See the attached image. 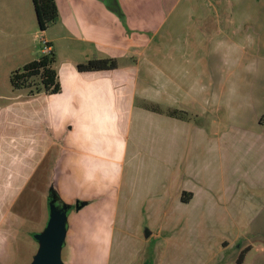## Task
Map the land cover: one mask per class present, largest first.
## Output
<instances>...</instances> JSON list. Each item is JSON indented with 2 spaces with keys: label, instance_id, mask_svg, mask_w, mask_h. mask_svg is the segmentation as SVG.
I'll return each instance as SVG.
<instances>
[{
  "label": "crops",
  "instance_id": "crops-1",
  "mask_svg": "<svg viewBox=\"0 0 264 264\" xmlns=\"http://www.w3.org/2000/svg\"><path fill=\"white\" fill-rule=\"evenodd\" d=\"M54 2L58 18L42 35L60 90L30 95L9 77L41 56L32 0H0V264L31 261L52 199L69 209L63 264H138L158 217L176 218L174 227L244 217L249 231L239 235L255 241L236 247L234 264H264L262 215L249 217L264 212V75L235 122L149 98L152 73L206 70L207 37L234 23L243 21L264 56V0H115L122 17L100 0ZM91 59L116 66L78 71ZM168 232L158 236V264H205L198 231Z\"/></svg>",
  "mask_w": 264,
  "mask_h": 264
},
{
  "label": "clouds",
  "instance_id": "clouds-1",
  "mask_svg": "<svg viewBox=\"0 0 264 264\" xmlns=\"http://www.w3.org/2000/svg\"><path fill=\"white\" fill-rule=\"evenodd\" d=\"M256 47V37L244 29L243 21L229 32L213 33L207 37V69L185 67L172 75L157 70L151 74L149 98L187 104L200 115L221 114L225 121L235 122L252 106L251 81L264 75V56L254 54Z\"/></svg>",
  "mask_w": 264,
  "mask_h": 264
},
{
  "label": "rangeland",
  "instance_id": "rangeland-1",
  "mask_svg": "<svg viewBox=\"0 0 264 264\" xmlns=\"http://www.w3.org/2000/svg\"><path fill=\"white\" fill-rule=\"evenodd\" d=\"M39 35V34H38ZM45 38V37H44ZM37 39V48L38 50L41 49V44L39 41V36ZM35 39V40H36ZM47 40V38H45ZM0 94H4V89L0 92ZM264 124V122H263ZM264 128V125H263ZM10 161H14L16 155L15 154H9ZM160 205V204H159ZM167 205H170L167 203ZM262 215V219L259 223H257L255 226H258L259 229H262L264 231V212L260 213L257 212H251L250 216L252 219H256L258 215ZM169 221V224H166V221ZM176 218L173 219V217H158L155 219H151L153 222L151 224L152 230L154 231L153 235L157 238L148 239L146 243V249L144 256H141L139 259L138 264H158L163 256L164 247L161 243L160 239H164L168 236H170V232L173 231L176 228L184 229V234H186L187 238H191L192 231L194 230V233L197 231L199 232V236L201 237V256L206 257L205 264H234L235 259L238 257V250L236 251V247L238 246L239 249L241 247H245L246 245H250L254 239H251L250 236L248 237H241L239 234H241L242 231L248 232L249 229L241 228V226L248 225L249 224L244 220L243 218H238L234 223H232L230 226L226 224V219L224 217L221 218H200L199 220H192L188 218L183 219H177V225L178 227H174V221ZM258 219V218H257ZM251 228V226H250ZM164 229L166 231H164ZM254 230V229H253ZM42 231V230H41ZM39 231V232H41ZM36 232L35 234L39 233ZM238 235V236H235ZM262 237V242L264 243V235L259 234L258 236ZM159 236V238H158ZM234 237V239H232ZM25 237L26 235L20 236V251L21 253L24 252V245H25ZM232 239V241L230 240ZM248 239V240H247ZM192 244V242H190ZM233 245H235L233 247ZM36 252V250H35ZM34 252V253H35ZM184 254V251H172V253H167L166 256H181ZM63 255V252H62ZM208 257V259H207Z\"/></svg>",
  "mask_w": 264,
  "mask_h": 264
},
{
  "label": "trees",
  "instance_id": "trees-1",
  "mask_svg": "<svg viewBox=\"0 0 264 264\" xmlns=\"http://www.w3.org/2000/svg\"><path fill=\"white\" fill-rule=\"evenodd\" d=\"M105 3L110 10L116 12L119 17H122V14L115 4V0H107ZM32 4L39 32L43 34L48 26L58 18L55 2L54 0H32ZM53 54L54 51L52 48L48 54H41L38 59L24 65L20 69L12 71L9 77L11 88L15 90L26 89L30 95L40 92H44L45 94L58 93L60 87L56 70L53 68ZM115 66L116 63L113 59H91L77 65V69L80 72L101 71L111 70ZM189 198L190 194L183 193L181 200L187 202Z\"/></svg>",
  "mask_w": 264,
  "mask_h": 264
},
{
  "label": "water",
  "instance_id": "water-1",
  "mask_svg": "<svg viewBox=\"0 0 264 264\" xmlns=\"http://www.w3.org/2000/svg\"><path fill=\"white\" fill-rule=\"evenodd\" d=\"M84 205L85 202H76L74 208L78 210ZM68 210V207L62 206L54 199L49 202L48 220L43 230L33 235L37 249L28 264H63L61 252L67 232ZM144 237H148L146 229Z\"/></svg>",
  "mask_w": 264,
  "mask_h": 264
},
{
  "label": "built area",
  "instance_id": "built-area-1",
  "mask_svg": "<svg viewBox=\"0 0 264 264\" xmlns=\"http://www.w3.org/2000/svg\"><path fill=\"white\" fill-rule=\"evenodd\" d=\"M39 41L41 44V49H40L41 54L43 55L48 54L51 51L52 47L40 32H39Z\"/></svg>",
  "mask_w": 264,
  "mask_h": 264
}]
</instances>
